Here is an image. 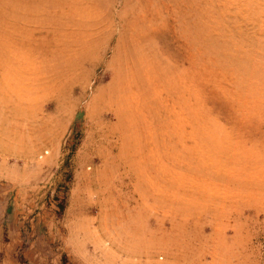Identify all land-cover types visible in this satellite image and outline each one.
Wrapping results in <instances>:
<instances>
[{
	"label": "rangeland",
	"instance_id": "1",
	"mask_svg": "<svg viewBox=\"0 0 264 264\" xmlns=\"http://www.w3.org/2000/svg\"><path fill=\"white\" fill-rule=\"evenodd\" d=\"M0 264H264V0H0Z\"/></svg>",
	"mask_w": 264,
	"mask_h": 264
}]
</instances>
